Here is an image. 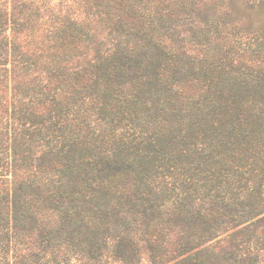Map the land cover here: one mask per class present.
<instances>
[{"label": "trees", "instance_id": "1", "mask_svg": "<svg viewBox=\"0 0 264 264\" xmlns=\"http://www.w3.org/2000/svg\"><path fill=\"white\" fill-rule=\"evenodd\" d=\"M136 2L0 0V264H101L97 193L130 173L144 184L149 162L99 159L97 140L112 103L102 93L126 80L133 97L180 89L161 15ZM238 198L244 207L144 208L151 261L161 247V264H264V179Z\"/></svg>", "mask_w": 264, "mask_h": 264}, {"label": "rangeland", "instance_id": "2", "mask_svg": "<svg viewBox=\"0 0 264 264\" xmlns=\"http://www.w3.org/2000/svg\"><path fill=\"white\" fill-rule=\"evenodd\" d=\"M136 1L144 16L161 15L181 84H152L142 98L126 80L97 99L112 102L97 118L98 158L149 162L139 189L130 173L97 193L98 234L89 240L100 242L101 264L167 260L158 247L151 261L156 221L144 208L244 207L245 183L264 179V0Z\"/></svg>", "mask_w": 264, "mask_h": 264}]
</instances>
